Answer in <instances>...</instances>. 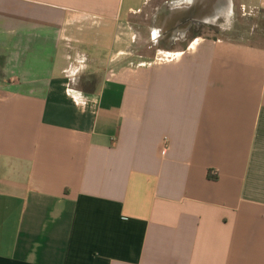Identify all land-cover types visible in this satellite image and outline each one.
Wrapping results in <instances>:
<instances>
[{
	"label": "crops",
	"instance_id": "0c3cea01",
	"mask_svg": "<svg viewBox=\"0 0 264 264\" xmlns=\"http://www.w3.org/2000/svg\"><path fill=\"white\" fill-rule=\"evenodd\" d=\"M152 2L0 0V264H264V46Z\"/></svg>",
	"mask_w": 264,
	"mask_h": 264
},
{
	"label": "rangeland",
	"instance_id": "374dc122",
	"mask_svg": "<svg viewBox=\"0 0 264 264\" xmlns=\"http://www.w3.org/2000/svg\"><path fill=\"white\" fill-rule=\"evenodd\" d=\"M173 0H153L152 5L165 8L169 6ZM178 3L185 1L184 5H187V0H177ZM232 13L231 16L221 17L220 20L214 22L213 26H204L199 30V34L208 38H221L229 41L243 42L247 44L264 46V14L253 11L249 13L244 11L240 6L239 0H232ZM179 5V4H177ZM226 21V23H225ZM151 21H149V24ZM152 27L151 25H149ZM148 28H144L146 34ZM151 29V28H150ZM150 33L146 34V45L141 49L140 53L148 55V53H155L159 46L150 42Z\"/></svg>",
	"mask_w": 264,
	"mask_h": 264
}]
</instances>
